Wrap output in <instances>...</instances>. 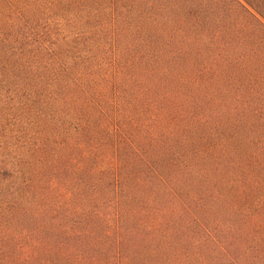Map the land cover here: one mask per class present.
I'll return each mask as SVG.
<instances>
[{"label":"trees","instance_id":"trees-1","mask_svg":"<svg viewBox=\"0 0 264 264\" xmlns=\"http://www.w3.org/2000/svg\"><path fill=\"white\" fill-rule=\"evenodd\" d=\"M0 264H264V0H0Z\"/></svg>","mask_w":264,"mask_h":264}]
</instances>
